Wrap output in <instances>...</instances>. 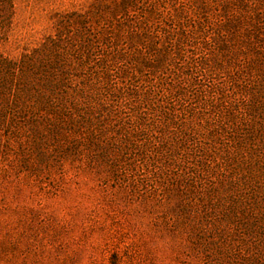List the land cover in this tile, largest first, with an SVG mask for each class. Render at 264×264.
I'll return each mask as SVG.
<instances>
[{
    "label": "rangeland",
    "instance_id": "374dc122",
    "mask_svg": "<svg viewBox=\"0 0 264 264\" xmlns=\"http://www.w3.org/2000/svg\"><path fill=\"white\" fill-rule=\"evenodd\" d=\"M134 1L0 0V264H264V0Z\"/></svg>",
    "mask_w": 264,
    "mask_h": 264
},
{
    "label": "trees",
    "instance_id": "16d2710c",
    "mask_svg": "<svg viewBox=\"0 0 264 264\" xmlns=\"http://www.w3.org/2000/svg\"><path fill=\"white\" fill-rule=\"evenodd\" d=\"M116 1H117L116 6H118L121 10H125V11H127L128 9H131L135 4L134 0H116ZM86 18H87V15H84L81 18V24L85 25Z\"/></svg>",
    "mask_w": 264,
    "mask_h": 264
}]
</instances>
